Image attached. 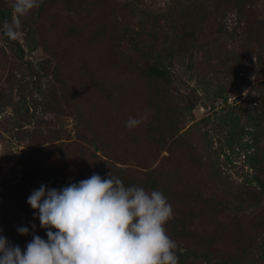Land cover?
I'll return each mask as SVG.
<instances>
[{
	"label": "trees",
	"instance_id": "trees-1",
	"mask_svg": "<svg viewBox=\"0 0 264 264\" xmlns=\"http://www.w3.org/2000/svg\"><path fill=\"white\" fill-rule=\"evenodd\" d=\"M144 1L41 0L22 20V45L3 34L2 22H11L13 13L0 0V37L20 59L15 138L30 142V149L42 146L22 154L19 182L0 196V236L26 250L35 224V235L47 240L27 199L44 178L62 188L56 181L68 174L63 150L69 148L78 153V173L69 184L111 172L126 187L163 193L173 209L165 230L177 244L178 264H264V19L257 7L261 2L264 10V0H191L156 14L141 8ZM233 10L230 30L224 20ZM229 43L237 44L253 81L227 68L203 72L202 80V59L220 58ZM24 46L43 50L58 64L25 62ZM179 58L206 85L202 93L210 100L202 105L209 115L198 121L192 112L203 98L194 88L177 87L171 69ZM41 80L46 87L40 90ZM30 83L39 90L37 99L27 93ZM234 92L239 97L229 104ZM218 101L222 106H215ZM45 115L52 116L43 120ZM69 115L74 144L44 146L50 141H39L42 127L52 138L51 128ZM142 115L146 119L127 132L137 135L127 136L128 118ZM24 123L34 131L27 134ZM141 137L151 156L134 159L133 141ZM241 156L249 172L238 182L222 168ZM225 216L228 222L220 220ZM22 226L28 235L17 232Z\"/></svg>",
	"mask_w": 264,
	"mask_h": 264
},
{
	"label": "clouds",
	"instance_id": "clouds-1",
	"mask_svg": "<svg viewBox=\"0 0 264 264\" xmlns=\"http://www.w3.org/2000/svg\"><path fill=\"white\" fill-rule=\"evenodd\" d=\"M40 3L7 0L13 19L2 22L4 36L16 40L22 20ZM145 119L130 116L126 127ZM27 203L47 240L35 235V224L26 250L0 236V264H178L177 244L165 230L173 209L160 191L126 187L110 172L107 178L93 174L61 189L41 184ZM17 232L25 236L29 228Z\"/></svg>",
	"mask_w": 264,
	"mask_h": 264
},
{
	"label": "rangeland",
	"instance_id": "rangeland-1",
	"mask_svg": "<svg viewBox=\"0 0 264 264\" xmlns=\"http://www.w3.org/2000/svg\"><path fill=\"white\" fill-rule=\"evenodd\" d=\"M191 0H145L143 5L141 6L142 9L152 13H162L163 11H166L169 5H173L175 3H183L188 4ZM262 3L260 2L258 4V19L262 20L264 19V10L261 8ZM62 9V8H61ZM62 14H66V10L62 11ZM237 18L235 10L230 11L226 19L224 20L226 22V25L228 28H231L234 26V21ZM62 21V20H60ZM59 21V22H60ZM162 27H166V25H163ZM18 41L22 45L24 44V37L23 34L18 35ZM24 61L32 62V63H44L45 61H50L51 67L54 65H57V61L53 58H48L49 55L45 54L43 50H35L30 51L29 49H26L24 46ZM48 59V60H47ZM209 59V60H208ZM208 59H202L204 61V65L202 66V70L200 71V78L203 80V72L205 75L210 74V71L213 69H220L223 70L224 68H227L229 72L231 73H238L240 71L241 73L238 75V78L246 75L245 77H249V82L253 81V78L250 74H246L245 69L241 65V63H244L240 60V52L237 47V44L229 43L226 47V49L223 50L222 55L220 58H208ZM201 60V58H200ZM20 59L18 56H15L12 51H10L4 44L3 40L0 37V196L5 193L4 188L6 186H11L13 184H16L19 182L21 177V166H20V159L23 153H27L30 150H36L37 148H41L42 146H38V144H35L37 146L33 148H27V145H30V142H27L26 140L20 141L15 138V128H13L15 123V112L13 110L12 105L15 103V101H18L19 99V89L14 84V81L19 80L21 78V74L16 70L20 66ZM174 73V76H176V83L177 87L179 89H187V88H194L196 89V93L200 98H203L202 100H199L192 112L195 121H198L207 115H209V109L205 108L202 103L208 102L209 100L205 98L206 96L202 93V88L205 87L204 83L201 82L200 78H196V76H192L190 73H188L184 66L181 64V58L177 62L174 63L173 68L171 69ZM22 71V70H21ZM23 72V71H22ZM223 72V71H222ZM25 76V74H23ZM27 76V73H26ZM29 77V76H28ZM26 78L27 81L29 78ZM25 82V81H24ZM240 82V81H239ZM38 88L44 89L46 87V84L44 80L37 83ZM37 86L30 83V85L27 87V93L32 92L34 97L37 99L38 91L36 90ZM244 95V93L242 94ZM228 103L231 104L232 101L239 97L238 92H234L233 94H230L228 96ZM215 106H222V102L218 101L215 103ZM40 115V114H39ZM49 116L52 115H45L42 119L45 120L49 118ZM72 117L70 115L68 117H61L58 124L55 127L51 128V131H55V134L52 138L50 135L47 134V127H42V133L44 136L39 140L42 141H50L44 144V146L55 145L57 143L63 142L64 144L72 143L74 144V132L72 131ZM115 125V124H111ZM23 127L26 129L27 134L34 131V127L32 124L24 123ZM117 128L119 129L120 126L117 125ZM117 129V130H118ZM132 131H125V134H128L127 132ZM122 135L121 133H119ZM130 135H137L136 133H129L127 136ZM59 138V141L53 142L52 140H56L54 138ZM51 139V140H47ZM134 145L133 150L134 151V159L137 157H140L141 155H144L146 157L151 156V150H149V146L146 143V141L141 137L137 141H133ZM38 143V142H35ZM89 150L92 151V149L89 147ZM68 156L69 161L66 162L69 166L68 174H66V177L59 179L57 184L62 185V188L69 185L70 179L69 177L73 174H77L78 170L74 166L73 163H77V160L74 158V155H77L78 153L76 151H70L69 148L66 150H63ZM127 151V150H126ZM120 152V151H119ZM165 154V153H164ZM58 155V152L56 149H53L50 151V156L56 157ZM97 156L100 157L103 161H105V157H101L100 153H97ZM136 157V158H135ZM223 156L219 158V161H223ZM232 161V162H231ZM46 165H53L54 167H57L58 165L55 164V162H45ZM223 164H226L223 166V171L227 172L232 180L241 181V177H244L249 172L248 167L244 166V160L243 157L239 158H231L229 160H225ZM44 167V166H43ZM133 167V166H131ZM63 180V181H62ZM8 181V182H5ZM62 182V183H61ZM41 184L46 185L48 188H55L52 185V181H49L47 178H44L42 181L39 182V186ZM61 189V188H56ZM220 220L222 222H228L229 219L225 217H220Z\"/></svg>",
	"mask_w": 264,
	"mask_h": 264
}]
</instances>
